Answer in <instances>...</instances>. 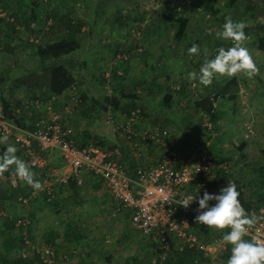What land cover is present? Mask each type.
Wrapping results in <instances>:
<instances>
[{"label":"rangeland","instance_id":"374dc122","mask_svg":"<svg viewBox=\"0 0 264 264\" xmlns=\"http://www.w3.org/2000/svg\"><path fill=\"white\" fill-rule=\"evenodd\" d=\"M226 1L230 0H171L185 9L184 16L188 20L185 38L175 43L172 40L173 24L170 21H160L163 17L171 16L170 7L165 0H0V31L4 30V35L0 33V74L7 78L4 96L22 103L31 102L33 94L16 88L13 82L28 71H39L31 45L57 40L63 31L58 28L47 30L50 22H45V17L51 11H66L72 20L81 25L75 36L79 49L64 57L72 64L70 70L76 84L64 95L40 102L38 111L42 114L51 104H55V110L59 112L67 107L71 111L69 120L75 138L101 142L108 150L119 149L124 141L115 127L124 124L129 117L120 112L110 113L109 109L102 111L94 101L105 104L104 99L120 95L119 91L123 87L124 94L138 96L137 103L143 108V116L136 114L134 117L133 128L136 131L157 134L160 139L163 138L162 131H165L168 142L172 145L179 144V147L185 148L181 143L189 138L192 144L196 142L198 144L194 145L200 147L199 141L208 138L202 128H190L198 122L193 103L207 94L212 89V84L204 87L197 81H189L187 73L198 72L199 60L210 59L211 56L205 57L203 53L189 55L187 50L195 43L201 49L206 47L215 55L214 49L218 47V43L225 48L232 46L231 41L215 38L225 17L231 16L234 21L247 24L244 29L248 36L245 46L259 68L258 74L252 79L240 74L214 79L219 84V89L232 78L236 80V87L229 88L224 98L217 101L220 105L216 102L214 106L233 107L236 111L233 117L230 113H225L222 118L218 117L220 124H230L231 120L236 125L242 122L241 129L234 130L237 135L233 136L227 132L225 139L218 141L217 137L224 136V132L220 128L213 130L214 125L211 124V129L217 135L212 139L218 147L221 146L222 156L219 158L233 162L234 156L240 157L235 150V143L239 141L237 139L248 141L254 132V128L250 126L252 109L249 107L257 112L258 119L264 117V55L253 45L264 36V31L257 28L252 30L253 21L243 13L245 4L249 2L255 6V16H259V12L264 10V0H234L233 6H226ZM31 11L35 13L31 14ZM258 21L264 26V18ZM113 71L119 75V79L112 78ZM181 86L183 91L179 92L177 89H181ZM167 90L175 92L169 108L162 106V96ZM72 97L75 100L72 101ZM109 120L111 124L107 123ZM26 123L30 121L27 120ZM263 127L264 120L262 129L256 130L260 135L264 134ZM263 142L264 138H255L253 148L243 150L242 159L251 163L250 159L260 155L258 151L264 148ZM145 144L147 152L141 155L142 164L150 160L149 157L154 160L161 152L155 141ZM17 152L16 155L22 159ZM56 159L58 162V158ZM121 159L124 160L122 155ZM240 161L244 163L243 160ZM248 162L244 166L247 165L248 169L243 167L240 172L242 179L233 171L245 189L246 177L248 180V175H256L255 168ZM48 164L50 165L49 162ZM11 173L10 177L15 182L25 185L14 170ZM2 177L4 181L0 183V187L7 185L5 180H8L7 176L0 178ZM250 177L251 175L249 179L252 187L256 188L257 179ZM215 180L214 176L210 189L215 190ZM89 182L81 188L78 200L68 190L60 193L59 185H53L54 197L61 205L59 209L44 204L41 199L32 200L27 206H22L13 199L6 202L0 215L16 220V228L12 231L16 237L21 233L20 228L22 231L26 229L29 213L34 214V219L31 220V237L27 238V244L23 246L17 239L7 246L8 233L4 229L0 232V254L7 258L21 255L26 260H32L36 253L31 247H47L53 255L42 264H151L155 261L157 258L155 248L149 241L151 239L134 230L126 213L116 209L108 193L103 190L96 195L89 188ZM22 223L25 226H21ZM66 234L69 236L68 241L64 239ZM51 238L53 243L49 245L47 241ZM202 240V236L197 235V244L204 245ZM180 246L179 241L170 238V251H178ZM214 251L209 256V263L226 264L219 256L220 251ZM65 257L70 259L66 261Z\"/></svg>","mask_w":264,"mask_h":264},{"label":"built area","instance_id":"2783aa9c","mask_svg":"<svg viewBox=\"0 0 264 264\" xmlns=\"http://www.w3.org/2000/svg\"><path fill=\"white\" fill-rule=\"evenodd\" d=\"M71 100L75 98L72 97ZM39 104L28 102L23 105L38 111ZM137 112L138 110L132 112L129 120L116 126V132L132 149L139 147V141H155L162 145V149L151 163L130 169L121 163V153L118 149L110 151L98 146L94 141H88L80 147L74 140V131L69 120L71 111L69 112L67 107L62 112L51 106L46 107L33 125V130H29L6 120L0 103V136L8 137L7 143L17 148L31 169L46 172L45 177L40 179L43 190L34 194L32 189L27 198L19 197L18 202L27 206L31 200L41 195H45L50 202L54 197L53 185H67L71 180L77 186H82L85 178L89 176L102 181L116 206L129 212V223L134 230L159 243L160 261H163L169 252L170 238L181 243L179 251L184 247H197L209 257L212 250H224L225 245L220 237L206 245L197 244V236L190 230L185 215H198V203L194 200L185 208L177 205V201L190 195L194 196L197 191L199 197H202L204 191L210 194L218 193L219 191L209 187L217 172L224 174L219 190L226 187L228 182H234L242 193L245 190L244 184L234 176L228 160L209 158L207 152L197 146L186 152L174 148L166 143L165 131L161 133L163 141L157 134L136 131L133 125ZM207 121L205 120L203 126L211 129V124ZM107 123L111 124V121ZM208 145L207 142L206 146ZM52 150L59 152L63 167L54 169L49 166L46 156ZM133 156L139 159L137 153ZM7 179L12 186L16 185L12 177ZM2 181L3 177L0 179V182ZM246 211L264 217V200ZM246 238L264 240V219L259 220L250 229ZM31 249L40 255L43 262L52 256L47 247Z\"/></svg>","mask_w":264,"mask_h":264},{"label":"trees","instance_id":"16d2710c","mask_svg":"<svg viewBox=\"0 0 264 264\" xmlns=\"http://www.w3.org/2000/svg\"><path fill=\"white\" fill-rule=\"evenodd\" d=\"M165 3H167L168 7H170L171 16L163 17L160 21L162 22L170 21L173 24L174 34L172 35L173 36L172 40L175 43H179L182 41V39L185 38L187 28H188V20L184 16L185 9H183L181 5L172 3L171 0H165ZM193 5L197 6L198 4H193ZM225 5L233 6L234 0L226 1ZM263 6H264V3H263ZM34 13L35 11H31V14H34ZM243 13L247 14L253 21V24L251 26L252 30H254V28H257V29L264 31V26H262L261 23L258 21L264 18V10L262 12H259L260 14L258 13L259 16H255L256 12H255L254 4L253 3L250 4L249 2H247L244 6ZM256 19L257 21H255ZM45 22L47 23L50 22V26L47 27V30H53L55 28H58V29H61L63 32L61 33L60 37L53 42L45 43V44L37 43L35 45H31L33 54L36 57L37 62H38L39 71H28L21 77L16 78L15 81L13 82L16 88L25 89L33 94L31 97V102H39V103L46 102V100H49V98L51 97L62 96L64 95V93L74 88V85L76 84V79L70 70V68L72 67V64L68 63L67 60L64 59V57L74 53L76 50L79 49V43L76 40L75 36L80 31V27H81L80 23L78 21L72 20L70 18L69 13H67L66 11H51L49 14L46 15ZM51 24H54V26L52 25L53 26L52 27ZM253 45L257 47V49L260 51L261 54L264 55V36L260 37L258 42L254 43ZM217 46L221 47V44L218 43ZM199 62L200 64L197 65L198 70L201 64L204 62V59L199 60ZM111 75H112V78L119 79V75L115 71H113ZM6 82H7V78L6 77L4 78V76L0 74V103L3 107L4 118L8 121H11L18 127L33 130V125L35 124V122L37 121L41 113L38 112L36 109L32 108L31 106L26 107L25 105H23L24 103H22L21 101L12 100L10 97L6 98L4 96L5 94L4 85ZM211 84H212L211 85L212 89H209V92L207 94L201 96L199 99L195 100L193 103V110L195 114H198V122H199L198 126L202 127V131L208 139L212 138L213 134H215L213 130H216V129L215 128H213V130L207 129L203 125L205 123V120H208V122L210 124H213L214 127L216 125L217 117L215 115L214 101L218 99L220 95L222 94L224 95L225 92H227V90L231 88L232 86L236 87V80L235 78H232L230 82L224 87H222L221 89L217 88L219 84L217 83L216 80H213ZM177 90L179 92L183 91V89H177ZM119 92H120V95L110 97L109 99L107 98L104 99L105 104L97 103L96 101H94V103L98 104L100 108L102 109V111H107L109 109L108 112L110 113L120 112L126 117H130L132 112L138 110L137 114L139 116H143V108L140 107V105H138L137 103L139 101L138 96L124 94L123 87L120 89ZM148 93H150V91H148ZM172 99L173 98L171 96V92L169 90L165 91V93L162 96V104H163L162 106L169 108V106H171L173 102ZM123 102L125 103L123 104ZM54 106L56 105L51 104V107L55 109ZM82 107H83V104H82ZM27 120H29L30 123H26ZM208 139L206 140L202 139V141H199L198 146H200L202 149H204L207 152L209 158L219 160L216 154L211 153L214 141H208ZM88 141H93V140L86 139V141H84L83 144H78V145L80 147L84 146ZM165 141L167 144L171 145L172 147L178 148L182 151H185V149H187L188 147L189 149H187L186 151H189L190 148H192V145L193 147H195L194 144L196 143L195 142L194 144H192L193 143L192 142L191 144H189L190 142L189 139L184 140L181 143L185 147L183 148V147H179L178 146L179 144L178 145L174 144L175 146L170 144L167 138L165 139ZM207 142L209 143L208 146H206ZM139 143H140L139 147L136 149H132L125 142L119 145V149L116 148L120 151L124 159V160L121 159V163L129 167L130 169L135 167V163L132 160L133 159L132 157H134L133 155L135 153L142 151L144 148H146L145 142L139 141ZM96 144L100 147H104L101 142H96ZM7 146H8L7 141L0 144V154L4 152ZM244 146H245L244 144H240V147L238 149L242 151ZM113 150H114L113 148H110V151H113ZM17 154L22 159H24L21 156L20 152H17ZM260 156H261V165L254 167L255 171L253 169L252 171L256 172L255 174L256 176H258L256 178L258 182L257 183L255 182V185H256V189L259 190L258 195H259V201L261 204L264 200V149L260 151ZM12 170L13 168H10L9 171L4 172L2 175H0V177L1 176L10 177L12 175L11 173ZM32 170H33V173L35 174L34 176L35 179L40 180L43 177H45V173H46L45 171H38L35 169H32ZM261 175H263L262 179L260 178ZM223 180H224V174H221V176L217 178L214 182L216 186L215 189L218 190L220 188V185L222 184ZM5 181L7 182V185H5L4 187H0V214L5 209L6 202H9L12 199L18 201L19 197L27 198L30 195V191L32 190V188L30 186H27L26 184L23 185V184H18V182H16V185L12 186L9 179ZM88 181L92 183L101 182V184H103L102 181L95 180L94 178L88 176L85 178L82 186H77L76 183L71 180L69 181L67 185L58 184L59 192L63 193V191L68 190L71 193V195L74 196L75 199L78 200V195L80 193L81 188L87 185L86 182ZM40 199L44 204L52 205L54 208L59 209L61 206L59 204V200L56 197H53V199L50 202L47 201V197L45 195H41L33 200H40ZM244 208L246 210L249 209L245 205H244ZM116 209L118 211H122L123 213H126V215L129 218L128 211L120 210L117 206H116ZM195 217H196V214L188 213L185 215V220L187 221L190 230L196 236L197 235L202 236V239H203L202 241H204V245L211 243V241L217 237L221 238V235L219 232H215L207 228L204 225L195 223ZM32 219H34V214L29 213L26 218L27 220L26 229L22 231V228H20L19 232L21 231V233L20 235H17L16 237L12 233V231L15 230L16 228L15 227L16 220H13L12 218H9V217H3L0 215V232L3 231L4 229V231L8 233V236H6L7 246H10L11 242L14 239H17L21 246L25 244L27 238L31 237V223H32L31 220ZM21 226H25V223H22ZM68 234H70V232ZM68 234H66L64 237L65 241L69 240ZM149 241H151L150 243L151 246L155 248V253H156V258H157L155 259L154 262L152 261L151 264H210L209 257L205 256L201 251L197 249V247L191 248V249L184 247L181 251H179V249L178 251L176 250L170 251V241H169V252L167 253L165 259L163 261H160L159 254L161 253V250L159 249V243L152 241V240H149ZM47 243L51 245L53 243L52 238L48 240ZM229 255H230V249L229 247L225 246V249L220 251L219 256L221 257L222 261L226 263ZM69 256H70V253H69ZM68 259H70V257L68 258L65 257L66 261H68ZM36 262L38 264L43 263V260H41L39 254L38 255L36 254L35 259H32V260H26L21 255H17V256L14 255L13 258H7L6 256L0 254V264H34ZM132 262H135V260H132Z\"/></svg>","mask_w":264,"mask_h":264},{"label":"clouds","instance_id":"9594fccd","mask_svg":"<svg viewBox=\"0 0 264 264\" xmlns=\"http://www.w3.org/2000/svg\"><path fill=\"white\" fill-rule=\"evenodd\" d=\"M247 24L243 21H234L231 16L225 17L222 28L215 33V38L222 41H231L230 47H217L212 55L205 47L195 43L188 48L189 55H203L206 58L199 67V71L187 73L189 81H197L207 87L217 77H234L240 74L252 79L258 74L259 68L255 64L249 49L245 46L248 40L244 29ZM8 140L7 136H0V144ZM17 148L9 144L0 154V175L13 168L15 175L27 186H30L34 194L43 190L40 180L34 178L35 174L29 165L17 155ZM241 192L234 182H228L218 193L210 194L204 191L202 197L198 191L194 196H187L178 200L177 205L187 208L195 200L198 203L195 223L219 232L221 241L229 247L230 255L226 264H264V240L247 239L250 229L264 217L248 213L242 206Z\"/></svg>","mask_w":264,"mask_h":264},{"label":"crops","instance_id":"0c3cea01","mask_svg":"<svg viewBox=\"0 0 264 264\" xmlns=\"http://www.w3.org/2000/svg\"><path fill=\"white\" fill-rule=\"evenodd\" d=\"M4 30H2V31H0V33L2 34V35H4V32H3ZM182 71V70H181ZM181 73V72H180ZM179 73V74H180ZM181 83V82H180ZM179 89V88H178ZM181 89H182V86H181ZM173 95H174V93H171V96H172V98H173ZM224 96H225V94L223 95H220L219 97H218V99H216L215 101H214V103H216L217 101H219L221 98L223 99L224 98ZM172 100H174V98L172 99ZM218 103V102H217ZM216 103V104H217ZM219 105H220V103H218ZM224 108V109H223ZM250 109H252L251 110V112H252V117L250 116V119H251V124H250V126L251 127H253L254 129H253V134H252V136H251V139L250 140H248V141H245V139H237V140H239L238 142H236L235 143V150L240 154V157L238 156H234L233 157V162H230V161H228L229 162V164H230V166H231V169H232V172L233 171H235L236 173H237V177H240L241 179H242V177H243V175H241V173L240 172H242V168L245 166V164H247V160L246 161H244V159H242V158H244L243 156H244V151H245V149L246 148H248V147H251V149L253 148V146L252 145H255L254 144V141H255V138H260V137H262V138H264V134L263 133H261V135L256 131V130H258V129H260L261 127H262V120H264V117H263V119L262 118H260V119H258V116H257V112L255 111V110H253V108H251V107H249ZM214 109H215V115H216V117H217V122H216V125H215V127L214 128H220L221 130H222V133L224 132V136H222L221 138L220 137H217V139H218V141H223L224 139H225V135H226V133L227 132H230V133H232L231 134V136H233V135H237V133L234 131V130H239V129H241V123L242 122H240L239 123V125H236V123H234V122H232V120H231V122H230V124H226V123H224V124H220V120H219V118L221 117H223L224 115H225V113L227 114V113H230V115H231V117H233V114H235L236 113V111H235V109L232 107H226V106H217V107H215L214 106ZM230 109V110H229ZM240 112V111H239ZM219 117V118H218ZM226 118V117H225ZM225 118H223V119H225ZM200 121H201V119H200ZM198 123L199 122H197V124H195V125H192V127H190V128H192V129H196V128H202V127H199L198 126ZM222 123V122H221ZM264 128V127H263ZM262 129V128H261ZM263 134V135H262ZM216 135V133L215 134H213V136H212V138L214 137ZM75 136V135H74ZM217 136V135H216ZM230 136V137H231ZM239 136V135H238ZM211 138V139H212ZM245 138V137H244ZM189 139V138H188ZM74 140L76 141V143L77 144H83V142L85 141L84 139H79V138H75L74 137ZM162 141H163V139H162ZM190 141H191V139H190ZM212 141H213V139H212ZM192 142H189V144H191ZM153 145H154V143H152ZM240 144H244L245 146H244V148H243V150L242 151H240V149H238L239 147H240ZM7 145H9L8 143H7ZM158 146V149L160 148V149H162V145L161 144H157ZM262 145L264 146V142L262 143ZM264 149V148H263ZM149 150H151V147L149 148ZM254 151V150H253ZM255 151H257V150H255ZM144 152H147V147L146 148H144L142 151H140V152H138L137 154L139 155V159H136V158H134V157H132L133 159V162L135 163V166H137V165H145V164H149V163H151L152 161H154L156 158H157V156H158V154L156 155V157H155V159L153 160L151 157H149V159L150 160H148L147 162H143V164L140 162L141 161V155L144 153ZM211 153H213V154H216L218 157V159H220L219 157H221L222 156V152H221V146H219L218 147V145H217V143H214L213 144V147H212V151H211ZM243 153V154H242ZM258 153L260 154V150L258 151ZM224 154V153H223ZM47 161L50 163V167L51 166H53V168L54 169H57V168H61V167H63V162H62V160H61V158H60V155H59V152L57 151V150H52L47 156ZM56 158H58V162H57V159ZM227 160V159H226ZM240 160H243L244 161V163L242 164L241 163V161ZM55 162V163H54ZM250 162L251 163H249L250 165H251V167L252 168H254V167H256V166H259V165H261V156L259 155L257 158H252V159H250ZM52 168V167H51ZM244 169H248V166L246 165V167H244ZM249 172V171H248ZM221 174H222V172H217L216 173V179L217 178H219L220 176H221ZM253 174V173H252ZM252 174H250L251 175V177L253 176V177H255V179L258 177V176H254V175H252ZM250 175H248V179H249V176ZM262 176L263 175H261V179H262ZM250 177V178H251ZM246 182H247V185H246V191H244V192H242L241 193V197H239L240 199H241V202L243 203V206L245 205L247 208H251V207H254V205L255 204H259L260 203V201H259V195H258V191L259 190H257L256 188H253L252 187V182H251V179H249V180H247V177H246V180H245ZM250 181V182H249ZM258 182V181H257ZM90 183V185H89V188L92 190V191H94L95 192V194L96 195H98L100 192H102L103 190V192L104 193H108L107 192V190H106V188H105V186L103 185V184H101V182H94V183H92V182H89ZM103 188V189H102ZM90 189H89V191H90ZM216 191H219V189L217 190V189H215ZM108 195H109V193H108ZM110 198V197H109ZM111 199V198H110Z\"/></svg>","mask_w":264,"mask_h":264}]
</instances>
